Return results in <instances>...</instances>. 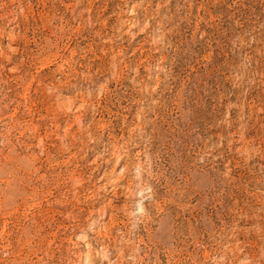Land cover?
Masks as SVG:
<instances>
[{"label":"rangeland","instance_id":"obj_1","mask_svg":"<svg viewBox=\"0 0 264 264\" xmlns=\"http://www.w3.org/2000/svg\"><path fill=\"white\" fill-rule=\"evenodd\" d=\"M0 264H264V0H0Z\"/></svg>","mask_w":264,"mask_h":264}]
</instances>
